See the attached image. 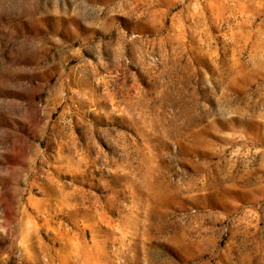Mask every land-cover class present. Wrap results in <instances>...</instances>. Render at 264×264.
Segmentation results:
<instances>
[{"label":"rangeland","instance_id":"obj_1","mask_svg":"<svg viewBox=\"0 0 264 264\" xmlns=\"http://www.w3.org/2000/svg\"><path fill=\"white\" fill-rule=\"evenodd\" d=\"M0 264H264V0H0Z\"/></svg>","mask_w":264,"mask_h":264}]
</instances>
